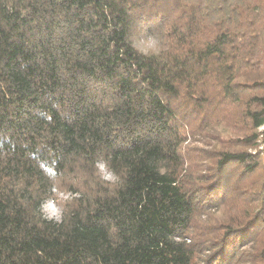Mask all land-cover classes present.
Masks as SVG:
<instances>
[{"label":"trees","instance_id":"trees-1","mask_svg":"<svg viewBox=\"0 0 264 264\" xmlns=\"http://www.w3.org/2000/svg\"><path fill=\"white\" fill-rule=\"evenodd\" d=\"M0 264H264V0H0Z\"/></svg>","mask_w":264,"mask_h":264},{"label":"rangeland","instance_id":"rangeland-1","mask_svg":"<svg viewBox=\"0 0 264 264\" xmlns=\"http://www.w3.org/2000/svg\"><path fill=\"white\" fill-rule=\"evenodd\" d=\"M100 169H101L104 177L110 178V174H108L106 172L105 168L102 165H100ZM58 194L61 197H66V195L61 193V192ZM43 210L48 217L58 218L60 215V208L52 199H49V200L44 202Z\"/></svg>","mask_w":264,"mask_h":264},{"label":"clouds","instance_id":"clouds-1","mask_svg":"<svg viewBox=\"0 0 264 264\" xmlns=\"http://www.w3.org/2000/svg\"><path fill=\"white\" fill-rule=\"evenodd\" d=\"M153 45H154V41H152L151 39H149V41L146 42V46L141 48L140 50L142 52H145L147 53L150 49L153 48Z\"/></svg>","mask_w":264,"mask_h":264}]
</instances>
